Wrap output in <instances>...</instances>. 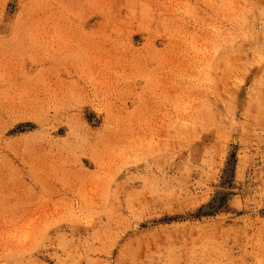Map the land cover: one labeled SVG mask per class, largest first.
Wrapping results in <instances>:
<instances>
[{
	"label": "rangeland",
	"instance_id": "rangeland-1",
	"mask_svg": "<svg viewBox=\"0 0 264 264\" xmlns=\"http://www.w3.org/2000/svg\"><path fill=\"white\" fill-rule=\"evenodd\" d=\"M0 264H264V0H0Z\"/></svg>",
	"mask_w": 264,
	"mask_h": 264
}]
</instances>
